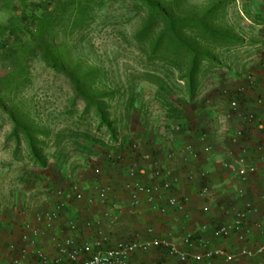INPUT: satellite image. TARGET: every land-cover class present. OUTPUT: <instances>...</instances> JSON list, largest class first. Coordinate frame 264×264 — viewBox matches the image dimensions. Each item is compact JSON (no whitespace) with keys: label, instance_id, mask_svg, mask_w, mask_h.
<instances>
[{"label":"rangeland","instance_id":"rangeland-1","mask_svg":"<svg viewBox=\"0 0 264 264\" xmlns=\"http://www.w3.org/2000/svg\"><path fill=\"white\" fill-rule=\"evenodd\" d=\"M262 8L264 0H0V264H12L16 220L32 206L41 212L54 180L100 155L122 169L137 139L196 117L217 66L255 42Z\"/></svg>","mask_w":264,"mask_h":264},{"label":"crops","instance_id":"crops-1","mask_svg":"<svg viewBox=\"0 0 264 264\" xmlns=\"http://www.w3.org/2000/svg\"><path fill=\"white\" fill-rule=\"evenodd\" d=\"M260 13L264 17V8ZM252 30L254 34L258 35L253 39L255 42L248 43L244 47H233L229 63L224 65L226 68L219 65L216 68V73L212 75V92L209 93V90L206 89L198 94L197 100L201 101V106L194 112L197 114L196 117L192 113H185L179 124L175 123V119H171L161 128L159 134L153 133L152 138L148 141L144 142L146 138L135 141L139 143L140 148L134 152L133 161H137L145 167H150V163L158 162L161 168L170 171L171 177L168 178L172 182L170 194L180 199H188L186 208L161 215L151 211L146 203H142L138 207L136 215L128 217L126 210L129 205V197L123 189L126 182L130 180L126 168L133 161H128L121 169L120 165L107 159V157L111 158V155H100L92 158L89 161L90 165L86 164L85 167L78 168L74 172L70 171L66 175L65 182L54 180L57 189L67 192L63 215L56 224L54 234L60 238H70L73 234L68 230V226L74 222L79 227V232L76 234V239L79 242L94 241L97 238L99 226L94 224L92 228L85 229L86 222L100 221L105 225V208L98 204H88L86 201L78 202L69 193L72 185L76 183L87 198L96 195L95 182L98 179L115 186V201L123 207L112 233L113 242L123 239H148L150 238L148 233L150 228H153L161 236L172 231L180 237L185 231L199 233L200 227L205 224L216 225L219 222H225L227 220L226 210L243 206V203L235 197L238 187L245 189L246 200L259 207V214L254 217V220L258 219L264 222V23ZM249 76L253 77V83L249 82ZM232 100H238L244 112H254L262 121L260 127L251 125L242 140V143L250 149L251 158L256 159L259 167L256 175L251 176L244 183L240 182L232 175L231 170L224 166L225 163L234 161L235 154L232 153H237L238 148L232 144L231 139L234 132L242 126L240 119L236 117L230 121L224 119V115L230 112L229 102ZM178 125L181 126L180 131L175 130V126ZM152 130L155 128L152 127ZM160 134H163L164 137ZM187 144H192L199 151L198 159L189 162L183 159V149ZM125 145L119 141L115 145V149L125 150ZM209 145L212 146L210 161H208V155L203 152L204 147ZM95 168L102 169L103 174L100 177L95 176L93 171ZM203 169L209 170L211 173L207 180H203L199 176ZM190 173L196 175L193 182L188 179ZM138 179L144 184L153 183L149 175H142ZM202 186H208L212 190L213 198L208 200L211 210L208 213L202 211L205 204L204 199L200 197ZM54 198L52 195L50 201H46L41 205L42 207L39 206L42 209L41 212L51 210L53 203L57 200ZM160 203L164 205L166 201L162 200ZM34 209L32 206L31 209L23 213V217L16 220L21 229L15 235H11L9 245L19 243L24 231V224H36L37 209ZM201 235L210 238L211 232H204ZM50 236L51 234H48L43 237L39 246L49 256H55L56 250L50 241ZM221 245V243L213 241V246ZM135 260L138 264H175L170 263L161 251L139 255ZM243 264H264V256L260 261L259 259L246 260Z\"/></svg>","mask_w":264,"mask_h":264},{"label":"built area","instance_id":"built-area-1","mask_svg":"<svg viewBox=\"0 0 264 264\" xmlns=\"http://www.w3.org/2000/svg\"><path fill=\"white\" fill-rule=\"evenodd\" d=\"M248 80L253 83V77ZM230 112L224 115L226 121L234 117L240 119L242 126L232 135L231 142L238 148L233 163H225V167L231 170L240 182H247L256 175L259 167L256 159L251 158L250 149L242 143L246 132L251 125H262V121L254 112H244L238 100L229 102ZM175 130H180L175 126ZM140 148L135 142L132 149L136 152ZM203 152L209 156L212 146H205ZM199 151L192 144H187L183 149V159L187 162L199 158ZM94 174L100 177L101 168H95ZM129 181L124 185V191L128 194V217L136 215L138 207L146 203L147 207L161 215H167L171 211L183 210L188 204V199H180L171 195V173L160 167L158 162L150 163V167L140 165L133 161L127 168ZM149 175L152 184H144L138 178ZM209 170H201L199 176L203 180L209 179ZM189 181H195L196 175L190 173ZM96 195L86 197L85 193L74 183L70 189L71 197L78 201H86L88 204H98L105 208L104 218L106 224L97 221H87L85 229H90L94 224L98 227L97 238L94 241L79 242L76 234L79 227L71 222L68 230L73 234L70 238H60L54 234L57 222L61 219L65 207L67 192L63 189H53L52 195L57 198L51 210L40 212L36 215L35 225L25 224L21 236L20 245H11L10 250L14 254L12 264H138L136 257L154 251H161L170 263L175 264H243L246 260L259 259L264 256V222L254 220L259 214V207L245 199L246 192L242 187L236 189L235 197L243 203L242 208L226 210L227 220L216 225H203L200 232L185 231L180 237L169 231L165 235H158L153 228L148 230L150 238L135 240H118L113 242L112 233L119 212L123 207L115 201L116 188L112 183L96 180ZM200 197L204 199L202 211L208 213L211 210L209 199H212V190L208 186H202ZM60 199V200H59ZM165 200L163 205L160 201ZM211 232V237L206 238L201 233ZM53 233V234H52ZM51 234L50 241L56 250L55 256H49L39 244L40 240ZM213 241L221 243L219 247L213 246Z\"/></svg>","mask_w":264,"mask_h":264},{"label":"trees","instance_id":"trees-1","mask_svg":"<svg viewBox=\"0 0 264 264\" xmlns=\"http://www.w3.org/2000/svg\"><path fill=\"white\" fill-rule=\"evenodd\" d=\"M145 2H149V0H144ZM212 34V36H214V37H217L218 35H217V33H211ZM34 38V43L39 47L38 49H40L41 50V52H42V58L44 59V61L50 66V67H52L53 69H55V70H59V71H61V69H60V67H59V64H58V61L54 58V56H53V54H52V50L50 49V47H49V45H48V43L46 42V41H44L43 39H40V38H38V39H35V37H33ZM223 38V37H222ZM192 76H194L193 75V73L191 74V82H193V77ZM194 98V94H192V99ZM20 128L21 127H18L17 128V130H15L14 131V137H16L17 138V140H18V130H20ZM22 132L26 135V137H27V140H28V142H29V144L32 146V141H31V139H30V137L28 136L29 134H28V131L26 132V129L25 128H23L22 129ZM18 143H20V140H18ZM35 156V155H34ZM36 157V156H35ZM39 163H41V164H44V161H43V159L42 158H40L39 157ZM51 189H53V188H51Z\"/></svg>","mask_w":264,"mask_h":264}]
</instances>
